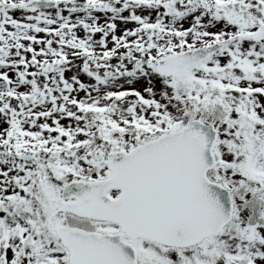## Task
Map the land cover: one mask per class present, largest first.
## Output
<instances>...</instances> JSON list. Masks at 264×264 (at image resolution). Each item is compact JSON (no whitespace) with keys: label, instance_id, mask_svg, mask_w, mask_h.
I'll use <instances>...</instances> for the list:
<instances>
[{"label":"snow or ice","instance_id":"6c2138e0","mask_svg":"<svg viewBox=\"0 0 264 264\" xmlns=\"http://www.w3.org/2000/svg\"><path fill=\"white\" fill-rule=\"evenodd\" d=\"M0 264H264V0H0Z\"/></svg>","mask_w":264,"mask_h":264}]
</instances>
